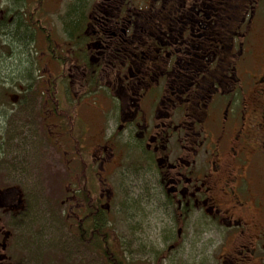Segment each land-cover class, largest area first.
<instances>
[{
	"label": "flooded vegetation",
	"instance_id": "obj_1",
	"mask_svg": "<svg viewBox=\"0 0 264 264\" xmlns=\"http://www.w3.org/2000/svg\"><path fill=\"white\" fill-rule=\"evenodd\" d=\"M65 1L23 3L27 66L17 76L14 2L0 0V153L14 160L9 175L22 173L18 161L30 162L35 148L19 137L6 147L10 125L37 138L39 116L45 136L70 100L81 106L100 93L110 133L102 128L90 149L62 146L66 164L77 158L86 172L80 208L67 216L80 223L88 204L108 206L101 185L126 154L144 165L148 191L177 231L170 246L199 226L217 239L215 264H264V0H83L76 29L66 25L75 3ZM31 20L43 43L32 55ZM24 213L21 190L0 188V264H24L15 254L27 234L12 225ZM75 238L84 242L77 230Z\"/></svg>",
	"mask_w": 264,
	"mask_h": 264
},
{
	"label": "rangeland",
	"instance_id": "obj_2",
	"mask_svg": "<svg viewBox=\"0 0 264 264\" xmlns=\"http://www.w3.org/2000/svg\"><path fill=\"white\" fill-rule=\"evenodd\" d=\"M53 36L58 37L59 34L53 33ZM19 46H14L12 56L13 75L17 76L21 75L20 69L25 66L21 54L24 50ZM34 46L37 52L43 49L41 41L37 40ZM34 60L37 64L36 58ZM78 102L70 100L74 105L72 110L63 106L66 113L62 111L63 117L55 118L57 126H53L52 119L47 120L49 124L45 136L39 116L33 118V128L40 133L37 138L29 135L33 134L30 133L31 128L20 126L15 129L11 125L5 136L7 139L13 135L6 147L19 145L17 137L32 140L35 146L30 151V162L18 161L17 168H22V173L18 174L9 175L14 160L0 153V188L10 191L15 187L21 190L26 200L27 217L23 219L24 223L12 224L23 227L27 234L26 249L15 254L16 259L19 255L18 261H24V264H108L96 248L75 238V215L67 216L71 209L80 208L79 199L84 195L81 184L86 172H83V165L77 158L73 165L66 164L62 146L72 150L74 145H86L90 149L97 143L102 128L107 127L106 135L110 133L107 116L98 109L100 93L92 95L87 100L88 104L78 106ZM16 108L19 110V106ZM19 114L23 123L30 121L29 112ZM5 126L6 121L2 120L0 139L4 136ZM84 154L86 152L78 151L83 160ZM116 166L114 174L105 185H101L104 194H110L107 207L102 201L105 219L107 216L103 230L107 232L108 242L112 243V250L121 261L131 264H215L217 239L209 231L203 232L199 226L186 227L182 238L174 247L170 246L177 231L172 228L170 218L157 208L148 191L142 163L123 154L116 159ZM98 193L92 192L91 195L96 197ZM71 194L77 197L69 199L67 196ZM3 221L10 219L3 218Z\"/></svg>",
	"mask_w": 264,
	"mask_h": 264
},
{
	"label": "trees",
	"instance_id": "obj_3",
	"mask_svg": "<svg viewBox=\"0 0 264 264\" xmlns=\"http://www.w3.org/2000/svg\"><path fill=\"white\" fill-rule=\"evenodd\" d=\"M26 0H13L14 2V29H13V38H14V46L19 44V47H22L23 44L26 42V38L24 37V33L27 31V21L23 18L24 13L23 10L21 9L23 7V3ZM75 5L71 9L70 14L68 19L66 20V25L69 27L68 29H76L79 27V22H80V16H81V8L80 6L83 3V0H73ZM17 4L20 6L17 7ZM33 22L31 20V26L29 29V48L31 50L30 55L34 54V51L32 48H34V45L37 41V36H38V28L36 30L35 26L33 25ZM41 29V28H40ZM21 30V33H20ZM25 42V43H24ZM23 49V48H22ZM24 51H21V54L23 55L25 61H22L23 63L25 62V66L21 67L20 71L25 69L27 66V61L24 55ZM23 60V58H22ZM92 184V182H91ZM25 199V198H24ZM26 204V200H25ZM93 202L88 204L87 209L89 210L90 214L87 216H82L80 217V223H75L76 224V230L78 232V236L80 239L84 240V242H87L91 247L96 248L100 255L107 261L108 264H131L128 262H123L120 260L118 255L115 254L112 250V243L108 242V235L107 232L103 230L104 225H105V220L107 222V216L105 219L104 216V211L102 208ZM26 210V209H25ZM26 213V212H25ZM24 213V214H25ZM98 253V252H97Z\"/></svg>",
	"mask_w": 264,
	"mask_h": 264
}]
</instances>
